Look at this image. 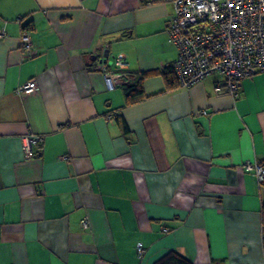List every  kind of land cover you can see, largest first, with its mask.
I'll use <instances>...</instances> for the list:
<instances>
[{
  "label": "crops",
  "instance_id": "crops-1",
  "mask_svg": "<svg viewBox=\"0 0 264 264\" xmlns=\"http://www.w3.org/2000/svg\"><path fill=\"white\" fill-rule=\"evenodd\" d=\"M175 10L174 0H0V264H157L170 251L264 264V186L244 167L264 159V72L237 98L217 94L221 74L164 92ZM104 67L127 73L124 84L108 88ZM145 72L152 96L126 105ZM32 78L37 89L18 93ZM27 133L45 136L33 158Z\"/></svg>",
  "mask_w": 264,
  "mask_h": 264
},
{
  "label": "built area",
  "instance_id": "built-area-1",
  "mask_svg": "<svg viewBox=\"0 0 264 264\" xmlns=\"http://www.w3.org/2000/svg\"><path fill=\"white\" fill-rule=\"evenodd\" d=\"M176 10L169 18V40L178 54L173 68L179 85L190 87L212 74H221L217 85L218 95L238 97L243 81L264 72V0H174ZM7 35L6 27L0 29V38ZM22 48L33 52L31 32L24 30ZM124 60L117 58L115 66L121 68ZM108 88L124 84L127 73L123 70L103 68ZM38 87L35 78L21 84L17 92L31 94ZM203 114H209L203 110ZM116 113H110L111 119ZM44 135L27 133L24 136V152L27 158L37 155L36 147L44 142ZM63 159H67L64 156ZM244 167L254 171L259 181H264V159L247 161ZM84 229L89 220L82 219ZM167 230V229H166ZM138 255L146 253L142 243Z\"/></svg>",
  "mask_w": 264,
  "mask_h": 264
},
{
  "label": "trees",
  "instance_id": "trees-1",
  "mask_svg": "<svg viewBox=\"0 0 264 264\" xmlns=\"http://www.w3.org/2000/svg\"><path fill=\"white\" fill-rule=\"evenodd\" d=\"M161 73L164 77L165 84H166V89L164 90V92L170 91V90H173L179 87V82L177 79L176 72L173 68V64L167 66L164 69V71H162ZM147 75H148V72L143 73L142 76L135 83L125 88L126 105L136 104L152 96V95L146 94L144 87H143V81ZM114 116L115 118H117V113ZM126 131H128L127 127H126ZM262 185L264 186V181L262 182ZM262 210H263L262 211L263 212L262 222H263V231H264V203H263ZM157 264H194V263L189 258L184 256L183 254L177 251H170L166 253L163 257H161L157 261Z\"/></svg>",
  "mask_w": 264,
  "mask_h": 264
},
{
  "label": "water",
  "instance_id": "water-1",
  "mask_svg": "<svg viewBox=\"0 0 264 264\" xmlns=\"http://www.w3.org/2000/svg\"><path fill=\"white\" fill-rule=\"evenodd\" d=\"M106 55H108V50H106Z\"/></svg>",
  "mask_w": 264,
  "mask_h": 264
}]
</instances>
